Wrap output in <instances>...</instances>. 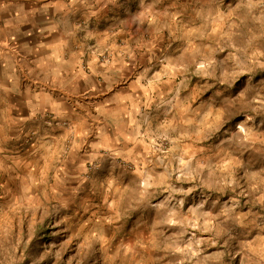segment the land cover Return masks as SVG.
Returning <instances> with one entry per match:
<instances>
[{
  "label": "rangeland",
  "instance_id": "1",
  "mask_svg": "<svg viewBox=\"0 0 264 264\" xmlns=\"http://www.w3.org/2000/svg\"><path fill=\"white\" fill-rule=\"evenodd\" d=\"M128 8L162 49L134 75L145 166L73 194L0 168V264H264V0Z\"/></svg>",
  "mask_w": 264,
  "mask_h": 264
},
{
  "label": "crops",
  "instance_id": "2",
  "mask_svg": "<svg viewBox=\"0 0 264 264\" xmlns=\"http://www.w3.org/2000/svg\"><path fill=\"white\" fill-rule=\"evenodd\" d=\"M132 4L0 0L2 170L73 194L89 168L144 165L134 75L162 49L139 45Z\"/></svg>",
  "mask_w": 264,
  "mask_h": 264
},
{
  "label": "trees",
  "instance_id": "3",
  "mask_svg": "<svg viewBox=\"0 0 264 264\" xmlns=\"http://www.w3.org/2000/svg\"><path fill=\"white\" fill-rule=\"evenodd\" d=\"M42 233L47 234V231H43V230H42Z\"/></svg>",
  "mask_w": 264,
  "mask_h": 264
}]
</instances>
